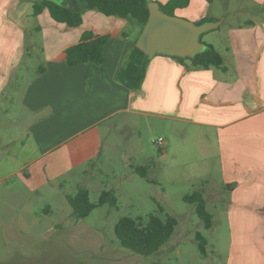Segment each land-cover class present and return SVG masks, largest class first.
Here are the masks:
<instances>
[{"label": "crops", "instance_id": "1", "mask_svg": "<svg viewBox=\"0 0 264 264\" xmlns=\"http://www.w3.org/2000/svg\"><path fill=\"white\" fill-rule=\"evenodd\" d=\"M39 1L0 0V122H21L27 130L10 142L15 143L11 152H2L0 144V197L10 195L21 177L35 175L46 185L56 179L54 170L63 177L96 163L105 136L157 119L185 144L199 140L201 167L221 175L223 189L202 182L205 202L232 192L226 210L234 227L264 221L248 213L245 199L264 200V0H188L186 7L175 9L173 16L194 24L226 25V45L219 52L224 68L193 69L177 58L156 55L134 91L120 84L117 75L141 34L139 23L103 19L79 0H69L65 6L83 18L71 28L55 23L47 11L34 16ZM146 1L163 5L169 0ZM84 32L108 36L99 69L69 67L64 61V51ZM165 148L170 150L168 140ZM152 164L157 165L154 158ZM17 231L0 220V233ZM18 246L24 248L10 235L0 239V250ZM12 259L11 252L0 253V264L42 261L36 256Z\"/></svg>", "mask_w": 264, "mask_h": 264}, {"label": "rangeland", "instance_id": "2", "mask_svg": "<svg viewBox=\"0 0 264 264\" xmlns=\"http://www.w3.org/2000/svg\"><path fill=\"white\" fill-rule=\"evenodd\" d=\"M47 1L65 5L69 0ZM225 28L222 25L203 33L200 41L223 53ZM31 32L36 35L34 30ZM183 60L190 64L188 58ZM163 122L144 119L137 121L135 128L116 130L102 139V155L96 163L70 170L63 177L61 170H54L52 177L56 179L46 185L35 175L30 180L19 178L11 194L0 197V220L18 231L0 233V239L10 235L24 248L12 247L0 253L10 256L11 252L14 261L40 257V264H264V221L255 226L246 221L241 227H234L226 210L232 192L224 191L215 202H206V211L212 216L210 229H205L197 218L194 205L182 200L184 195L201 189L202 182L208 181V187L214 190L223 189L224 185L215 168L208 174L201 167L199 140H186L185 144ZM26 131L21 122L2 119V152H11L15 143L10 142L19 141ZM159 138L164 141L161 148L154 144ZM166 140L170 150L165 148ZM140 166L147 168L146 179L133 170ZM80 189L87 190L92 204L97 203L102 191L113 190L117 206L106 204L86 218L77 219L65 196H74ZM245 199L248 213L264 218V200L258 196ZM149 214L177 220L172 238L149 256L121 247L114 235L118 220L146 218ZM197 233L206 240L205 255L197 249Z\"/></svg>", "mask_w": 264, "mask_h": 264}, {"label": "trees", "instance_id": "3", "mask_svg": "<svg viewBox=\"0 0 264 264\" xmlns=\"http://www.w3.org/2000/svg\"><path fill=\"white\" fill-rule=\"evenodd\" d=\"M85 8L96 11L105 17H116L120 19H131L141 25L143 29L148 18V2L146 0H80ZM188 0H169L160 9L173 16V11L186 7ZM47 11L50 18L58 24L68 27H79L82 22V13L69 9L65 5L50 3L47 0H40L33 5V15L38 16ZM108 36H101L92 32H84L79 41L64 51V61L67 66L72 67L79 64H89L91 67L100 68L104 60V46ZM205 49L190 58V67L193 69H223V61L219 52L212 46L204 44ZM179 62L183 59L177 58ZM149 59L136 47L132 50L124 67L117 75V81L129 90H138L144 80L146 66ZM134 172L146 179L147 168L136 167ZM203 190L184 195L182 200L194 205V211L199 220L203 222L205 229H210L212 216L206 211V202ZM66 201L72 208V214L77 219L86 218L95 208L103 205L117 206V199L113 190L101 192L97 203L89 202L88 192L80 189L74 196L66 195ZM163 213V209H159ZM178 225L177 220L172 216L160 218L157 215L149 214L146 218L123 217L114 226V235L119 245L138 255L149 256L158 251L175 234ZM197 249L205 255L206 240L197 233L195 236Z\"/></svg>", "mask_w": 264, "mask_h": 264}, {"label": "water", "instance_id": "4", "mask_svg": "<svg viewBox=\"0 0 264 264\" xmlns=\"http://www.w3.org/2000/svg\"><path fill=\"white\" fill-rule=\"evenodd\" d=\"M148 18L135 47L151 59L166 55L190 59L205 49L200 36L214 29L219 22L194 24L188 20L164 13L156 2L147 4Z\"/></svg>", "mask_w": 264, "mask_h": 264}, {"label": "built area", "instance_id": "5", "mask_svg": "<svg viewBox=\"0 0 264 264\" xmlns=\"http://www.w3.org/2000/svg\"><path fill=\"white\" fill-rule=\"evenodd\" d=\"M155 145H157L159 148L162 147L163 145V140L161 138L157 139L155 142H154Z\"/></svg>", "mask_w": 264, "mask_h": 264}]
</instances>
